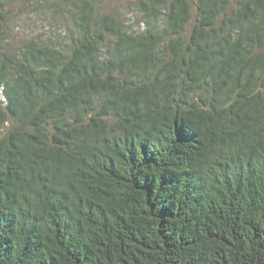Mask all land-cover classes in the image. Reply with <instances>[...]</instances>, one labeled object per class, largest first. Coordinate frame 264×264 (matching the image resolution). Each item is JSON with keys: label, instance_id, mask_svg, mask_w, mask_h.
Returning a JSON list of instances; mask_svg holds the SVG:
<instances>
[{"label": "trees", "instance_id": "1", "mask_svg": "<svg viewBox=\"0 0 264 264\" xmlns=\"http://www.w3.org/2000/svg\"><path fill=\"white\" fill-rule=\"evenodd\" d=\"M107 1L0 0V264H264V0Z\"/></svg>", "mask_w": 264, "mask_h": 264}, {"label": "rangeland", "instance_id": "2", "mask_svg": "<svg viewBox=\"0 0 264 264\" xmlns=\"http://www.w3.org/2000/svg\"><path fill=\"white\" fill-rule=\"evenodd\" d=\"M134 3L135 0H108L106 7L112 11H120L124 15L125 20L137 28L140 17L134 9ZM19 9H13L16 13L13 15V20L9 26L12 29L11 34L15 40L31 36L43 38L46 34H49L48 21L45 20L44 16L29 15L20 12Z\"/></svg>", "mask_w": 264, "mask_h": 264}]
</instances>
